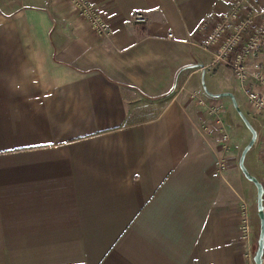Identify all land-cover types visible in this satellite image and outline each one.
Wrapping results in <instances>:
<instances>
[{
  "label": "crops",
  "instance_id": "obj_1",
  "mask_svg": "<svg viewBox=\"0 0 264 264\" xmlns=\"http://www.w3.org/2000/svg\"><path fill=\"white\" fill-rule=\"evenodd\" d=\"M91 1L107 35L66 0H0V264H253L238 204L255 185L233 159L251 128L244 167L264 182V116L197 30L230 0Z\"/></svg>",
  "mask_w": 264,
  "mask_h": 264
},
{
  "label": "built area",
  "instance_id": "obj_2",
  "mask_svg": "<svg viewBox=\"0 0 264 264\" xmlns=\"http://www.w3.org/2000/svg\"><path fill=\"white\" fill-rule=\"evenodd\" d=\"M72 12L85 21L88 29L96 36L108 34L109 28L105 13L91 0H66ZM133 22H145L146 17L140 11L131 15ZM201 31L199 45L211 51L209 65H222L230 69L239 82L248 101L250 111L264 116V9L260 6L246 5L243 0H230L228 7L215 15H208L197 25ZM170 33H167L169 36ZM263 86L262 91L254 90L251 85ZM197 104H203L200 97L193 94ZM211 115V121L201 127L211 133L217 148V168L227 162L229 135L222 121L223 106L214 102L205 107ZM264 163V138L259 151ZM238 234L248 241L251 235V223L247 205L238 204ZM244 256L251 260L252 254L245 251Z\"/></svg>",
  "mask_w": 264,
  "mask_h": 264
},
{
  "label": "water",
  "instance_id": "obj_3",
  "mask_svg": "<svg viewBox=\"0 0 264 264\" xmlns=\"http://www.w3.org/2000/svg\"><path fill=\"white\" fill-rule=\"evenodd\" d=\"M246 125L249 124L246 120H244ZM251 131V136L248 142L244 145V147L241 149L239 156H238V166L240 170L242 171L243 175L251 180L253 184L255 185V199H256V211H257V216H258V234L256 238V246L252 252V261L253 264H260L261 263V255H262V250H263V236H264V216H263V211H262V186L260 182L251 174L248 173V171L245 169L243 165V155L245 150L250 146L251 142L253 141L254 138V132L250 128Z\"/></svg>",
  "mask_w": 264,
  "mask_h": 264
},
{
  "label": "rangeland",
  "instance_id": "obj_4",
  "mask_svg": "<svg viewBox=\"0 0 264 264\" xmlns=\"http://www.w3.org/2000/svg\"><path fill=\"white\" fill-rule=\"evenodd\" d=\"M222 115H223V111H222ZM221 115V117H222ZM240 152H237L236 155L234 156V162L238 163V156H239ZM246 162V158L243 160V165ZM260 182L262 183L263 187H264V182L262 180H260ZM245 203L247 205L248 208V212H249V218H250V223H251V237H250V242L252 244V249L251 251L253 252L255 246H256V238H257V234H258V216H257V211H256V199H255V194H253L250 198H248L247 200H245ZM264 256V250H262V255H261V259Z\"/></svg>",
  "mask_w": 264,
  "mask_h": 264
},
{
  "label": "trees",
  "instance_id": "obj_5",
  "mask_svg": "<svg viewBox=\"0 0 264 264\" xmlns=\"http://www.w3.org/2000/svg\"><path fill=\"white\" fill-rule=\"evenodd\" d=\"M260 264H264V256L262 257Z\"/></svg>",
  "mask_w": 264,
  "mask_h": 264
}]
</instances>
